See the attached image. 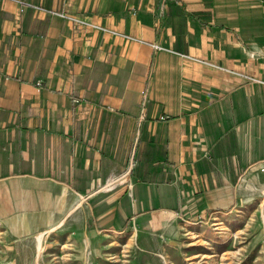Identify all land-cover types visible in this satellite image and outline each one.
<instances>
[{"label": "crops", "instance_id": "crops-1", "mask_svg": "<svg viewBox=\"0 0 264 264\" xmlns=\"http://www.w3.org/2000/svg\"><path fill=\"white\" fill-rule=\"evenodd\" d=\"M264 164V0H0V226L237 204Z\"/></svg>", "mask_w": 264, "mask_h": 264}, {"label": "rangeland", "instance_id": "rangeland-1", "mask_svg": "<svg viewBox=\"0 0 264 264\" xmlns=\"http://www.w3.org/2000/svg\"><path fill=\"white\" fill-rule=\"evenodd\" d=\"M247 180L237 204L193 219L161 211L107 232L73 215L40 241L0 226V264H264V164Z\"/></svg>", "mask_w": 264, "mask_h": 264}, {"label": "bare ground", "instance_id": "bare-ground-1", "mask_svg": "<svg viewBox=\"0 0 264 264\" xmlns=\"http://www.w3.org/2000/svg\"><path fill=\"white\" fill-rule=\"evenodd\" d=\"M57 225H58V224H57ZM54 227H55V226H54ZM52 228H53V227H52ZM42 234H43V232H40L39 235H37L39 241H40V239H41Z\"/></svg>", "mask_w": 264, "mask_h": 264}]
</instances>
